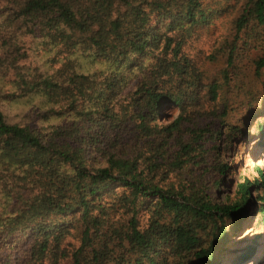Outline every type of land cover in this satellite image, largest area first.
Segmentation results:
<instances>
[{
    "label": "trees",
    "instance_id": "16d2710c",
    "mask_svg": "<svg viewBox=\"0 0 264 264\" xmlns=\"http://www.w3.org/2000/svg\"><path fill=\"white\" fill-rule=\"evenodd\" d=\"M220 1L0 0V101L34 111L29 124L0 109V264H217L253 201L264 226L260 167L215 195L229 143L247 135L219 100L245 50L264 71V0H232L210 55L184 50L212 33ZM246 105L247 119L264 88ZM209 149L215 174L201 180Z\"/></svg>",
    "mask_w": 264,
    "mask_h": 264
},
{
    "label": "rangeland",
    "instance_id": "374dc122",
    "mask_svg": "<svg viewBox=\"0 0 264 264\" xmlns=\"http://www.w3.org/2000/svg\"><path fill=\"white\" fill-rule=\"evenodd\" d=\"M214 23L211 24V34H204L189 41L184 50L187 54L200 57H206L213 53L214 49L219 45L220 41L227 36V33L231 27L230 20L233 18L231 14L234 11L233 1L221 0L220 2H214L212 7ZM27 45H30V39L26 40ZM254 52L251 53L248 50L243 52V56L237 59V68L240 73V80L236 81L234 76L229 81V87L225 89V93L222 94L219 104L220 107L224 102V99L228 101L229 105L234 107V110L230 111L227 115L226 121L233 122L243 127L246 131V136L241 134L236 135L235 138L229 143L228 150L225 151L223 160L231 165L229 171L225 173L223 179L225 185L218 188L216 192L217 197H233L236 191V184L241 182L244 178L252 180L253 178H259L256 166L260 167L264 172V107L259 111L254 110L248 115L251 118H244L247 109V103L249 99H254L258 94L262 93L264 88V71L261 76H257L254 73L252 58ZM32 62L35 58H29ZM29 63V61H28ZM223 62H219L216 65L219 67ZM98 66V65H97ZM96 66V67H97ZM215 67L213 64H209L208 71H213ZM210 73V72H209ZM22 103L17 101H0V109L3 111L8 121H20L30 124L29 121L31 115H34L32 107H25ZM32 112V114H31ZM178 108L175 105L167 106L163 110L165 116L164 122L171 121L177 114ZM206 123L210 120H204ZM203 122V120H202ZM218 120L213 123V128L218 127ZM32 124V123H31ZM204 124V123H203ZM213 142L208 140L205 143L206 147L212 145ZM207 166L202 171L206 172L201 180H209L215 173L211 169V163L214 158V151L209 149L206 152ZM196 175H200V170L196 171ZM173 180L176 177H172ZM263 193V189L260 188L257 191H253L252 195L255 197ZM145 217L140 218L141 224H144ZM78 244L77 237L69 236L66 240V245L71 248ZM247 246L251 247L252 252L246 258H242V253L246 250ZM5 251H0V254ZM217 264H264V226L260 225L257 221V215L255 211L254 201L248 206L247 215L242 218L238 224L234 225L228 239L220 246L217 251ZM61 264H70L68 259L61 261Z\"/></svg>",
    "mask_w": 264,
    "mask_h": 264
}]
</instances>
